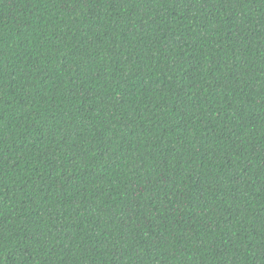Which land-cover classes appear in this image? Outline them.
<instances>
[{"label": "trees", "instance_id": "1", "mask_svg": "<svg viewBox=\"0 0 264 264\" xmlns=\"http://www.w3.org/2000/svg\"><path fill=\"white\" fill-rule=\"evenodd\" d=\"M0 264H264V0H0Z\"/></svg>", "mask_w": 264, "mask_h": 264}]
</instances>
